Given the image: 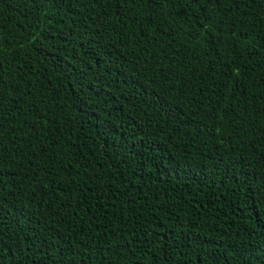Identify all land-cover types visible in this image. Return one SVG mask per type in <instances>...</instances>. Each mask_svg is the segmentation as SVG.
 <instances>
[{
    "label": "trees",
    "instance_id": "trees-1",
    "mask_svg": "<svg viewBox=\"0 0 264 264\" xmlns=\"http://www.w3.org/2000/svg\"><path fill=\"white\" fill-rule=\"evenodd\" d=\"M0 264H264V0H0Z\"/></svg>",
    "mask_w": 264,
    "mask_h": 264
},
{
    "label": "snow or ice",
    "instance_id": "snow-or-ice-1",
    "mask_svg": "<svg viewBox=\"0 0 264 264\" xmlns=\"http://www.w3.org/2000/svg\"><path fill=\"white\" fill-rule=\"evenodd\" d=\"M208 2H212V0H208Z\"/></svg>",
    "mask_w": 264,
    "mask_h": 264
}]
</instances>
